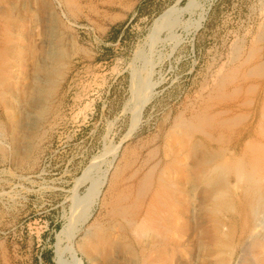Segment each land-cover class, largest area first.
<instances>
[{"label":"rangeland","instance_id":"obj_1","mask_svg":"<svg viewBox=\"0 0 264 264\" xmlns=\"http://www.w3.org/2000/svg\"><path fill=\"white\" fill-rule=\"evenodd\" d=\"M257 14L258 0H0V264H137L140 240L106 204L123 156L127 218L158 207L159 177L183 183L182 206L160 208L172 264L242 258L238 199L208 211L171 161L205 157L174 120L202 113L208 66Z\"/></svg>","mask_w":264,"mask_h":264},{"label":"bare ground","instance_id":"obj_2","mask_svg":"<svg viewBox=\"0 0 264 264\" xmlns=\"http://www.w3.org/2000/svg\"><path fill=\"white\" fill-rule=\"evenodd\" d=\"M224 50L218 66H208L202 113L194 107L191 115H178L174 120L176 128H183L194 138L201 136L205 157L201 163V160L193 158L190 164L184 166L179 153L175 152L172 153L171 164L176 170L187 173L193 193L199 194L203 186V201L208 211L212 212L223 204L227 197L238 199L243 213L240 237L243 254L235 264H264V0H258L254 26L243 32L236 31L230 43L225 41ZM150 90L147 89L149 93ZM142 101H145L144 98H141L140 103ZM180 130L178 132H182ZM178 132L174 137L176 141L180 140ZM122 158L124 161L111 173L106 204H113V212L124 215L121 216L133 227L132 233L140 240L137 264H172L168 251L172 255L179 249L172 243L176 239V231L170 225L169 215L166 216L160 208L170 207L168 199L182 206L179 201L183 196L178 190L183 187V183L178 177L168 183L159 177V188L152 196L158 201V207L154 206L156 202L152 200L144 205V197L139 206L144 205L145 217L140 221L130 219L131 216L127 218L126 206L129 208L130 203H124L128 197L125 188L117 195L124 179V170L130 162L127 157ZM144 177V182H141L146 194L152 183L150 175ZM103 181L104 177L100 184ZM153 224L157 227H153ZM221 229L218 230L221 232Z\"/></svg>","mask_w":264,"mask_h":264}]
</instances>
